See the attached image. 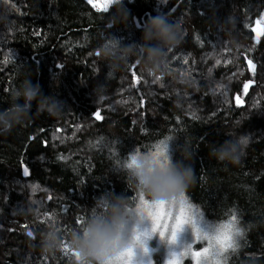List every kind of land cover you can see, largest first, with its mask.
<instances>
[{
  "label": "trees",
  "instance_id": "16d2710c",
  "mask_svg": "<svg viewBox=\"0 0 264 264\" xmlns=\"http://www.w3.org/2000/svg\"><path fill=\"white\" fill-rule=\"evenodd\" d=\"M156 14L182 21L167 70L147 73L132 57L110 74L98 51L105 36L138 41V27ZM29 77L65 108L50 118L33 104L28 119L0 134V264H77L71 250L46 252L44 234L55 227L67 245L100 195L135 200L110 156L169 133L195 154L191 202L209 220L238 213L244 235L227 264H264V0H121L108 12L87 0H0V110ZM230 131L251 134L238 165L209 155Z\"/></svg>",
  "mask_w": 264,
  "mask_h": 264
},
{
  "label": "clouds",
  "instance_id": "9594fccd",
  "mask_svg": "<svg viewBox=\"0 0 264 264\" xmlns=\"http://www.w3.org/2000/svg\"><path fill=\"white\" fill-rule=\"evenodd\" d=\"M113 4L120 5L121 0H113ZM116 23L114 19L109 27ZM181 25V20H170L165 14L150 15L138 27L141 31L138 41L128 42L109 33L98 51L109 62L110 74L121 70L132 57L143 64L147 73H163L168 68V53L182 40ZM54 84L58 85L56 81ZM96 90L102 92L103 85H98ZM33 104L38 113L50 118L59 116L65 108L62 101L45 96L38 83L26 78L12 92L9 107L0 110V134L10 133L28 119ZM236 124L243 127L240 120ZM225 135L227 139L213 145L209 155L220 163L238 165L246 155L251 134L230 131ZM194 155L187 141L181 143L176 134L169 133L144 150L135 148L123 158L118 152L110 156L114 170L127 176L138 195L133 201L115 192L96 198L90 214L71 233L67 244L76 254L77 264H155L154 256L158 253L164 254L163 264H169L172 260L169 253L176 249L170 238L177 227L182 229V234H189L192 241L206 242V246L211 241L212 246L201 264H224V246L229 237L233 243L238 242L244 229L239 220H232L235 209L230 215L225 213L222 219L209 220L200 206L191 202L187 191L195 182L194 164L190 162ZM42 246L46 252L64 246L55 227L44 234ZM185 251L187 248L176 249V254Z\"/></svg>",
  "mask_w": 264,
  "mask_h": 264
},
{
  "label": "snow or ice",
  "instance_id": "6c2138e0",
  "mask_svg": "<svg viewBox=\"0 0 264 264\" xmlns=\"http://www.w3.org/2000/svg\"><path fill=\"white\" fill-rule=\"evenodd\" d=\"M87 2L94 9H96L97 11H102V12H108L109 6L111 4H113V0H105V3H103L102 5H99V6L94 2V0H87ZM259 24H260V21L258 20L257 25H259ZM253 31H256V29H253ZM259 34L260 33L258 32L257 35H259ZM5 62L6 63L11 62V55L8 56V58L5 60ZM218 63H219V61H218ZM248 64H249V68L254 72L255 71L254 63L251 60H249ZM157 79H159V77H157ZM248 87H249V85L245 84V90H247ZM240 102H241L240 98L237 97V104L239 105ZM99 118H100L99 114L97 113V119H99ZM113 154H115V152H113ZM24 172H25V175H28V169L27 168H25ZM140 199H141V201H143L142 194H141ZM232 220L233 221L239 220V216H238V213L236 210L233 212ZM182 223H183V221H178V224H182ZM165 231H166V228H165ZM29 234L31 235V233H29ZM163 235H164V232L162 231L161 236L163 237ZM170 239L176 245V249L187 248V251L181 252L179 255H177L176 249L171 250L169 254L172 256V260L169 261V264H184V260L188 257L191 258L192 264H201V261L207 257V254L209 252V248L212 246L211 241L209 240L207 246H204L198 250L195 249L194 245L197 242L192 241L189 234H187V233L182 234V229H180L179 227H177L176 231L174 232L173 236ZM238 247H239V243L238 242L233 243L231 241V237H229L228 243L224 246V251L226 253H228L229 250H232L234 252V251H236V249ZM62 251H64V253L67 255L68 252L70 251V249L65 244L62 247ZM72 255L75 256L76 254L72 252ZM223 261H224V264H227V256L226 255H224Z\"/></svg>",
  "mask_w": 264,
  "mask_h": 264
},
{
  "label": "rangeland",
  "instance_id": "374dc122",
  "mask_svg": "<svg viewBox=\"0 0 264 264\" xmlns=\"http://www.w3.org/2000/svg\"><path fill=\"white\" fill-rule=\"evenodd\" d=\"M94 2L99 6V5H102L103 3H105V0H94ZM153 243H155V242H153ZM204 246H206V242H197V243H195L194 248L198 250ZM231 251L232 250H229V252H231ZM228 253H226L225 255L227 256ZM184 264H192L191 258L190 257L186 258L184 260Z\"/></svg>",
  "mask_w": 264,
  "mask_h": 264
},
{
  "label": "water",
  "instance_id": "95a60500",
  "mask_svg": "<svg viewBox=\"0 0 264 264\" xmlns=\"http://www.w3.org/2000/svg\"><path fill=\"white\" fill-rule=\"evenodd\" d=\"M136 23H137V22H136ZM254 28H255L258 32H260V31L262 30L263 26H261V25H257V22H256ZM246 84L250 85V84H252V83H251V82H247Z\"/></svg>",
  "mask_w": 264,
  "mask_h": 264
}]
</instances>
